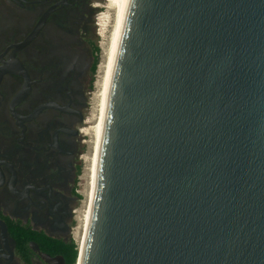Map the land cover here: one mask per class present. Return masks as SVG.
<instances>
[{
	"label": "water",
	"instance_id": "obj_1",
	"mask_svg": "<svg viewBox=\"0 0 264 264\" xmlns=\"http://www.w3.org/2000/svg\"><path fill=\"white\" fill-rule=\"evenodd\" d=\"M79 260L264 264V0H127Z\"/></svg>",
	"mask_w": 264,
	"mask_h": 264
},
{
	"label": "flooded vegetation",
	"instance_id": "obj_2",
	"mask_svg": "<svg viewBox=\"0 0 264 264\" xmlns=\"http://www.w3.org/2000/svg\"><path fill=\"white\" fill-rule=\"evenodd\" d=\"M98 10L92 0H0V264H48L43 254L68 264ZM15 227L36 239L27 256Z\"/></svg>",
	"mask_w": 264,
	"mask_h": 264
},
{
	"label": "rangeland",
	"instance_id": "obj_3",
	"mask_svg": "<svg viewBox=\"0 0 264 264\" xmlns=\"http://www.w3.org/2000/svg\"><path fill=\"white\" fill-rule=\"evenodd\" d=\"M92 2L98 7V13L96 21L98 32V64L96 72L91 79V94H90V109L87 115V124L85 125V135L87 147L84 150V157L81 165V172L77 179L75 194L79 197L75 207V222H74V242L77 245L78 252L80 251V239L83 226V215L86 210L88 191H89V178H90V157L92 154V133L90 128L95 122L97 114L98 98L97 92L99 90V80L102 75V64L104 61V55L106 52L111 26L113 25L114 12L106 8V0H92ZM80 48V47H79Z\"/></svg>",
	"mask_w": 264,
	"mask_h": 264
},
{
	"label": "bare ground",
	"instance_id": "obj_4",
	"mask_svg": "<svg viewBox=\"0 0 264 264\" xmlns=\"http://www.w3.org/2000/svg\"><path fill=\"white\" fill-rule=\"evenodd\" d=\"M126 3L127 0H106V8H108L109 10H113L114 18L112 19L114 20H113V25L111 26L112 28L110 31V36H109L106 52L104 55V61L102 64V75L100 77L99 85H98L100 87L97 92V98H98L97 114H96V118L94 119L95 122H93L90 131H88L92 133L93 141H92V154L90 157L91 164H90L89 191H88L86 210L84 212L82 219L83 226H82L81 239L79 245L80 246L79 252H81V254L83 251L85 235L91 215L93 193L96 184V167H97L98 154H99L100 143L103 133L112 63L122 28V23L126 10ZM78 264H80V260Z\"/></svg>",
	"mask_w": 264,
	"mask_h": 264
},
{
	"label": "trees",
	"instance_id": "obj_5",
	"mask_svg": "<svg viewBox=\"0 0 264 264\" xmlns=\"http://www.w3.org/2000/svg\"><path fill=\"white\" fill-rule=\"evenodd\" d=\"M96 68V67H95ZM12 232L14 233V238L17 241V248L18 251L22 254L27 256L29 254L28 242L30 240H36L33 236L28 235L22 229H18L17 227L12 228ZM66 259L68 264H76L78 258V249L77 245H73V249L66 253Z\"/></svg>",
	"mask_w": 264,
	"mask_h": 264
}]
</instances>
